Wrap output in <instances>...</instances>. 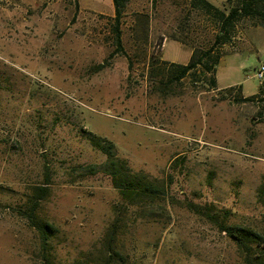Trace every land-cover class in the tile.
Listing matches in <instances>:
<instances>
[{
	"label": "rangeland",
	"instance_id": "rangeland-1",
	"mask_svg": "<svg viewBox=\"0 0 264 264\" xmlns=\"http://www.w3.org/2000/svg\"><path fill=\"white\" fill-rule=\"evenodd\" d=\"M118 28L111 0H0V264H243L218 223L264 234V15L212 51L248 100L169 79L218 28L191 0H125Z\"/></svg>",
	"mask_w": 264,
	"mask_h": 264
},
{
	"label": "trees",
	"instance_id": "trees-1",
	"mask_svg": "<svg viewBox=\"0 0 264 264\" xmlns=\"http://www.w3.org/2000/svg\"><path fill=\"white\" fill-rule=\"evenodd\" d=\"M111 1L113 5L114 40L116 43H118V19L125 0ZM191 1L195 6L201 7L205 12H211L218 23V28L214 35L212 43L207 48L190 50L188 60L185 63L169 62V79H179L180 77L193 71V69L198 68V71H200L202 74H205V72H209V76H207V81L212 87H215V65L217 64L218 59L222 54L221 52H215L212 54L213 49L217 45L225 41V38L229 34L230 27L237 18L242 16L254 18L260 16L261 14L264 15V0H224L221 3V7L215 6L208 0ZM225 2L230 3L227 8L225 7ZM262 85L263 84H260L258 86L256 92L246 96H242L240 94L237 85H229L220 89H224L229 93L232 92L235 95H240L241 99L248 100L252 99L255 93L259 92L262 89ZM95 145H98L102 150H106L97 142L95 143ZM107 150V153L110 154V150ZM107 166L108 168L111 167L108 169V171L112 176L113 185L118 190L121 191V189L125 185L134 184V180L124 177V173H119L120 169L117 168L112 158L107 161ZM35 191L36 197H41L43 192L45 191V186H37L35 187ZM31 209L32 208L29 207L27 214L30 218V223L35 226V228L44 238V235L49 232L48 229H51L52 226L45 222H40L36 217H34V215L31 214ZM218 227L219 230L224 231L232 239V241L236 245V248L243 254V264H264V245L260 246L259 252L253 250V245H260V243L263 241V233L245 227H229L220 222L218 223Z\"/></svg>",
	"mask_w": 264,
	"mask_h": 264
},
{
	"label": "crops",
	"instance_id": "crops-1",
	"mask_svg": "<svg viewBox=\"0 0 264 264\" xmlns=\"http://www.w3.org/2000/svg\"><path fill=\"white\" fill-rule=\"evenodd\" d=\"M233 55H235V53L234 52H227V53H223L220 57H219V59H218V62H217V64L215 65V70H214V79H215V87L216 88H222V87H226V86H229V85H237L238 86V89H239V92H241L240 91V84L238 83V82H235V81H226V82H224V83H220L219 82V79H220V74L222 75V73L224 74H228L230 71H226V72H222V73H220L219 72V64L220 63H222V61H224V59L226 58V57H228V56H233ZM232 59V58H231ZM231 59H229L228 61H230ZM241 94V93H240ZM242 96H245V95H243V94H241Z\"/></svg>",
	"mask_w": 264,
	"mask_h": 264
},
{
	"label": "built area",
	"instance_id": "built-area-1",
	"mask_svg": "<svg viewBox=\"0 0 264 264\" xmlns=\"http://www.w3.org/2000/svg\"><path fill=\"white\" fill-rule=\"evenodd\" d=\"M264 72V63H260L258 68L255 70L254 75L261 78Z\"/></svg>",
	"mask_w": 264,
	"mask_h": 264
}]
</instances>
